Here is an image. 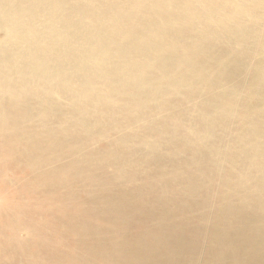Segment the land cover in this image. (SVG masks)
Here are the masks:
<instances>
[{
  "label": "bare ground",
  "instance_id": "1",
  "mask_svg": "<svg viewBox=\"0 0 264 264\" xmlns=\"http://www.w3.org/2000/svg\"><path fill=\"white\" fill-rule=\"evenodd\" d=\"M0 264H264V0H0Z\"/></svg>",
  "mask_w": 264,
  "mask_h": 264
}]
</instances>
